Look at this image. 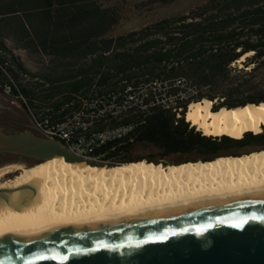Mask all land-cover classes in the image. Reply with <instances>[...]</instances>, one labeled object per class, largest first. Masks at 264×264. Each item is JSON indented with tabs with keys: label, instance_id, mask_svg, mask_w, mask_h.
Returning <instances> with one entry per match:
<instances>
[{
	"label": "trees",
	"instance_id": "1",
	"mask_svg": "<svg viewBox=\"0 0 264 264\" xmlns=\"http://www.w3.org/2000/svg\"><path fill=\"white\" fill-rule=\"evenodd\" d=\"M118 21L101 0H0V62L9 59L17 81L28 77L18 82L28 113L43 109L63 117L97 95L118 94V105L125 95L139 97L140 108H120L107 124L132 125L128 136L107 142L92 158L110 167L151 163L129 158L137 144L151 145L163 157L193 158L185 162L240 156L246 140L204 136L185 113L201 100L212 102V111L264 102V0H206L187 13L111 36ZM14 51L37 60L36 70ZM243 136L253 143L264 134Z\"/></svg>",
	"mask_w": 264,
	"mask_h": 264
},
{
	"label": "bare ground",
	"instance_id": "2",
	"mask_svg": "<svg viewBox=\"0 0 264 264\" xmlns=\"http://www.w3.org/2000/svg\"><path fill=\"white\" fill-rule=\"evenodd\" d=\"M212 102L190 103L185 120L204 136L240 139L264 134V102L211 111ZM263 126V128H262ZM18 175L0 189L26 185L0 199V236L38 233L118 218L131 211L175 207L264 191V153L165 166L138 161L114 167L69 163L54 157L32 167L0 169Z\"/></svg>",
	"mask_w": 264,
	"mask_h": 264
},
{
	"label": "water",
	"instance_id": "3",
	"mask_svg": "<svg viewBox=\"0 0 264 264\" xmlns=\"http://www.w3.org/2000/svg\"><path fill=\"white\" fill-rule=\"evenodd\" d=\"M0 154L39 163L63 157L69 163L107 166L79 157L59 141L36 136L28 129L17 133L0 129ZM20 190L34 193L26 185L3 188L0 199L7 201ZM241 219L248 221L243 227L230 226ZM197 230H201L199 234ZM0 264H264V191L136 210L85 225L0 236Z\"/></svg>",
	"mask_w": 264,
	"mask_h": 264
},
{
	"label": "built area",
	"instance_id": "4",
	"mask_svg": "<svg viewBox=\"0 0 264 264\" xmlns=\"http://www.w3.org/2000/svg\"><path fill=\"white\" fill-rule=\"evenodd\" d=\"M9 68L14 67L9 64L8 58L0 62V91L10 99L11 103L22 102L25 104V99L9 72ZM118 97V94L113 93L97 95L89 102L83 101L84 104H87L84 109L63 117H56L53 114L46 115L44 114L46 110H43L36 116L32 115L33 128L42 137L59 141L73 154L97 161L92 156L101 146L107 142L124 139L132 130V125L108 127L105 124L115 120L120 108L126 109L131 106L140 108L141 106L139 97L133 98L125 95L119 103L120 105L117 103ZM100 120H103L100 125L104 128L99 130L95 123ZM189 125L193 127L191 124ZM195 129L197 130V128Z\"/></svg>",
	"mask_w": 264,
	"mask_h": 264
},
{
	"label": "rangeland",
	"instance_id": "5",
	"mask_svg": "<svg viewBox=\"0 0 264 264\" xmlns=\"http://www.w3.org/2000/svg\"><path fill=\"white\" fill-rule=\"evenodd\" d=\"M148 0H101V4L105 7L113 8L114 11L117 13L119 21L118 24L113 28L110 35L111 36H118L123 35L131 31H136L141 28H143L145 25L153 23L155 21H158L160 19L166 18V17H172L179 14L187 13L190 9L204 3L206 0H172L170 3L166 5H160V4H147ZM14 56L19 59L21 63L25 65V67L32 72L36 70V62L35 59H30V61L27 59L24 52L21 51H14ZM14 78V77H13ZM14 81L18 85L19 83H26L28 82V77L26 75H19L18 81L14 78ZM5 96L0 91V103H5L1 98ZM7 97V96H5ZM9 106H12V110H18L21 113L24 114L26 126L24 127L25 130H31L33 134L36 136L42 137L39 132H37L33 128L32 123V115L36 116L40 114L43 109H39L38 112L31 111V113H28L27 109L25 108V104L22 102H15V103H9L10 99L7 97ZM27 107V105H26ZM212 109V107H211ZM186 121V120H185ZM107 126V124H105ZM108 127H111L108 125ZM263 128V126H262ZM196 130V129H195ZM253 134V133H252ZM236 154H239L240 156L245 155L246 153L237 152ZM129 158H146L149 161H151V165H156L161 163L162 161L166 162L165 165H180L183 164V162L193 159L191 158H179L176 155H170L167 157H163L161 151L157 150L151 145L148 144H137L133 150H131L129 154ZM8 157L6 156H0V169H3L8 166H14V165H21L25 168L22 163L21 164H8L6 163V160ZM98 161V160H97ZM145 161V160H144ZM180 163V164H177ZM187 163V162H185ZM107 167H110L108 164H106ZM10 175H13V177H16L18 175L17 172L13 171L9 175H4L2 178L0 177V185L7 183L8 181H12L13 177H8Z\"/></svg>",
	"mask_w": 264,
	"mask_h": 264
},
{
	"label": "flooded vegetation",
	"instance_id": "6",
	"mask_svg": "<svg viewBox=\"0 0 264 264\" xmlns=\"http://www.w3.org/2000/svg\"><path fill=\"white\" fill-rule=\"evenodd\" d=\"M1 99L5 103H0V129L5 133H17L25 130L24 127L26 126V119L24 117V114L18 110H12V106L6 104V102H8L7 97L3 96ZM241 138L247 141L237 149V152L246 153L242 156H249L252 154H258L260 152L264 153V136H258L253 140V143H248V141L252 140L251 136H242ZM0 156L8 157V159L6 160V163L8 164L22 163L26 167H32L39 163V161L37 160L17 157L8 154H0ZM10 177H13V175H10L8 179Z\"/></svg>",
	"mask_w": 264,
	"mask_h": 264
},
{
	"label": "snow or ice",
	"instance_id": "7",
	"mask_svg": "<svg viewBox=\"0 0 264 264\" xmlns=\"http://www.w3.org/2000/svg\"><path fill=\"white\" fill-rule=\"evenodd\" d=\"M253 219H255V217H253ZM247 222H248V221L241 219V220H239L238 222H235V223H233V224L230 225V226H231V227H234V228H241V227H243V225L246 224ZM197 231H198V234H199V232H200L201 230H197ZM160 239H163V237H160Z\"/></svg>",
	"mask_w": 264,
	"mask_h": 264
},
{
	"label": "clouds",
	"instance_id": "8",
	"mask_svg": "<svg viewBox=\"0 0 264 264\" xmlns=\"http://www.w3.org/2000/svg\"><path fill=\"white\" fill-rule=\"evenodd\" d=\"M212 111V110H211Z\"/></svg>",
	"mask_w": 264,
	"mask_h": 264
}]
</instances>
